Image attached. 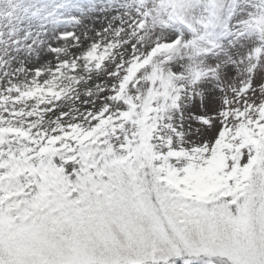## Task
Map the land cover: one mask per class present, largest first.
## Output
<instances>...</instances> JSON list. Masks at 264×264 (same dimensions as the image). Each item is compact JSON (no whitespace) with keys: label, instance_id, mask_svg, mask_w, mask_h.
<instances>
[{"label":"snow or ice","instance_id":"6c2138e0","mask_svg":"<svg viewBox=\"0 0 264 264\" xmlns=\"http://www.w3.org/2000/svg\"><path fill=\"white\" fill-rule=\"evenodd\" d=\"M0 264H264V0H0Z\"/></svg>","mask_w":264,"mask_h":264}]
</instances>
